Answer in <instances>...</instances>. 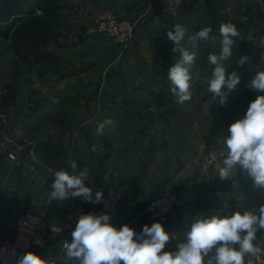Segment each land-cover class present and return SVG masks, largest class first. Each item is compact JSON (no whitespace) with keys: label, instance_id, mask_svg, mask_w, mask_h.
Masks as SVG:
<instances>
[{"label":"rangeland","instance_id":"374dc122","mask_svg":"<svg viewBox=\"0 0 264 264\" xmlns=\"http://www.w3.org/2000/svg\"><path fill=\"white\" fill-rule=\"evenodd\" d=\"M5 1L9 0H0L1 14ZM11 1L28 5L39 0ZM41 1L43 10L35 12L40 22L30 21L13 35L10 33L8 38L0 36V156L9 159L8 155L12 154L15 159L9 160L15 162L17 168L24 164L32 167L35 158L41 156L36 150L39 146L43 152L48 151L54 164L62 165L73 156L80 169L89 167L91 179L85 183L92 188L94 173L105 175L118 161L134 164L137 186L153 189L156 193L152 199L163 193L178 197L168 223L172 222L174 229L180 231L189 230L200 201L207 206L210 201H216L213 210L217 213L225 212L226 203L233 205L234 211L253 203H264L250 179L238 175L234 186L232 180L221 181L216 175L223 135L228 134L227 129L232 123L245 116L251 101L264 95V92L257 93L246 87L254 75L255 65L264 68V49L248 40L249 36L256 39L264 35V0H259L262 5L259 13L253 1L248 0L246 9L255 13L254 18H260L262 24L259 31L239 30L241 36L236 38L235 54L228 71H237L241 83L223 107L212 100L206 86L198 82L190 102L184 105L175 102L167 74L178 54L172 52L173 43L167 35L143 33L139 37L142 46L131 47L135 29L125 49H120L108 36L107 41H101L102 34L97 32L93 20L97 11L109 9L120 19H132L138 29V24L146 18L145 12L157 5L140 0L146 11L130 18L119 16L108 5L96 7L98 0ZM87 5L94 7L91 9ZM181 13L174 21L165 18L166 22L172 23L173 27L176 23L183 24ZM24 17L21 15L20 18ZM7 22L0 19V33ZM13 29L14 26L10 31ZM193 30H187L188 34L197 32ZM148 37L155 42L152 46ZM212 51L219 53L220 45L200 43L194 72L204 75L202 69L207 67V56ZM245 55L251 57L252 63L239 66L236 61ZM42 75L49 78L45 79L47 86L56 88L59 93L55 97L58 110L44 116H37L30 110H15L18 105L33 106L41 102L44 96L32 85L34 78ZM24 82L27 86L25 94L19 96L16 94L18 86ZM141 86L148 87L150 92ZM104 118L114 119L117 127L98 136L96 125ZM17 177L28 188V197L37 198L39 194L44 197L45 191H52L54 175L50 171ZM108 182L104 188L118 191L111 176ZM159 187L162 190L158 192ZM49 195L47 193L44 200L48 201ZM73 199L52 200L50 206L44 201L42 206L36 203L22 209L23 213L45 212L48 218L59 223L67 203ZM145 208L118 216L119 208L111 215V223L117 228L138 224L143 220L141 214ZM205 212L209 213V210Z\"/></svg>","mask_w":264,"mask_h":264},{"label":"clouds","instance_id":"9594fccd","mask_svg":"<svg viewBox=\"0 0 264 264\" xmlns=\"http://www.w3.org/2000/svg\"><path fill=\"white\" fill-rule=\"evenodd\" d=\"M212 31L211 26H205L188 34L182 23H176L166 33L173 43L172 52L178 54L167 74L170 94L177 104L192 100L194 85L198 82L223 107L241 83L237 71H228L236 38L241 36L232 22L220 25V51L209 53L207 67L202 69L204 75L194 72L198 47L202 42L211 41ZM248 40L264 49V35L256 39L249 36ZM236 63L244 66L252 60L245 55ZM246 87L257 93L264 92V68L255 65L254 75ZM116 127L114 119L104 118L97 122L96 135L102 136ZM227 133L222 137L216 175L221 181L232 180L234 186L238 175L250 179L252 187L264 198V95L250 102L245 116L232 123ZM67 163L71 173L63 168L53 173L49 201L82 198L86 202H102L103 192L94 193L92 187L86 186L85 181L92 174L89 167L80 169L74 158ZM111 219L107 213L82 214L71 233V242L63 241L59 255L41 257L29 251L19 255L14 264H264V247L258 243L257 235L264 233V203H253L230 215L212 214L210 218L197 215L185 239L167 251L172 238L160 222L150 227L145 224L137 234L127 224L115 227ZM259 239L264 240V236ZM5 251L0 250V255ZM12 255H16L15 251Z\"/></svg>","mask_w":264,"mask_h":264},{"label":"crops","instance_id":"0c3cea01","mask_svg":"<svg viewBox=\"0 0 264 264\" xmlns=\"http://www.w3.org/2000/svg\"><path fill=\"white\" fill-rule=\"evenodd\" d=\"M252 1L254 3V7L257 9V12L259 13V10H261L262 12V5L260 1ZM98 2L99 4H96V7L100 4L108 5L119 16L122 17L134 18L140 16V14H143V12L146 11V9H144L145 6L141 4L140 0H98ZM185 3L181 13V17L184 18L183 25L186 27L187 30L194 29L193 31L197 30L198 32L202 27L205 26H211L213 28V31L211 33L212 39L211 41L206 42V45H219V27L222 23L232 22L237 26L238 30H246L248 32H253L255 30L259 31L260 26L262 24L260 18H254L255 13H252L250 10L246 9V7L249 6L248 0H188ZM87 7H91L92 9V7L94 6L87 5ZM148 10L149 11L145 12V20L143 22L140 21L141 23L138 24V29L136 28V35L131 47L141 45L140 38L142 37L143 33H149L153 36L155 34L166 35L167 31L173 28L172 23L166 22V19L162 18V16L159 15V10L157 6H153L151 7V9L149 8ZM257 16L259 17V14ZM91 35H94V33L91 32ZM100 39L103 42L107 41L106 38H101V36ZM147 39L148 43L151 46L155 43L151 37H148ZM48 77L50 78L51 75L49 74ZM49 78H45V75L34 78L35 84L32 85V87L35 89V91L38 89L39 94L44 96L41 102L34 103L33 106H31L30 104L28 106L18 105L15 110L19 112L23 110H30L33 111L34 114L37 116L50 115L51 112L58 110L57 107L59 106V104H57L55 97L59 93L56 88H52V86H47L48 84H46L47 81L45 79ZM139 78L140 77H138L137 80H139ZM18 87L19 90L16 94L19 96L25 94V88L27 87L25 82L19 84ZM141 89H143L144 91L148 90V92H150L149 88L146 86H141ZM64 107H68L67 104H64ZM36 150L37 152L41 153V156L37 159L35 158V162L32 167L29 164H24L20 165L19 168H17L15 162H11L5 156H0V219L17 218L23 213L22 207L33 206L36 203L37 205L42 206L43 202L45 201L47 202V205H53L52 201L44 200L45 198H47L45 197L46 194L50 193L51 190L45 191L44 197L40 194L37 196V198L35 196L28 197V188L25 186V184H22V182L19 180L18 177L16 178V176L29 174L32 172H34V175H41L45 174L46 171L51 172V170L52 173H54L55 170H59L62 168L71 173L72 170L68 165L67 161L63 162L62 165L54 164L52 162L53 158L47 155L49 154L48 151L43 152L40 146L36 148ZM67 158L68 156L65 157L66 160ZM110 168L111 170H109L105 175H101L100 173H94L93 178L94 175L99 174L102 186L105 187V185L109 184L108 179L109 176H111L112 184H114L117 190L122 194V201L119 207L120 214L118 216L134 214L146 207L148 202L153 198L152 196H154L156 192H154L153 189H149L147 186H137L135 182V174L133 173L134 169H136L134 164L133 166H131L126 165L124 161H118L116 162V164H114V166L112 165L108 169ZM30 169H32V171ZM142 180L145 179L142 178ZM145 182H147V180ZM160 186H162V184ZM159 190L162 189H160L159 187L157 191L159 192ZM57 204L60 203L58 202ZM216 206V201H210V203H208V206L202 201H200V203L197 204V215H203L210 218L212 214H219L216 212L217 210H213ZM204 209L205 211L209 210V213L205 212ZM233 209V205H229L228 203H226L224 210L225 212H221L220 214H233L235 212ZM169 223L167 224V226H164V229L170 234L172 239L171 243L168 245V247H166V251L170 250L171 248H174L177 242H182L185 239L186 233L188 231H180L174 229V225L171 224L172 222ZM136 224L137 223L129 224V226ZM257 235L258 243H260L261 246L264 247V240L259 239V237L264 236V233H258ZM12 237V232H10L5 227H0V240L11 239ZM30 251L41 257L48 254L55 256L60 254L61 244L59 241H55L49 243L42 250Z\"/></svg>","mask_w":264,"mask_h":264},{"label":"built area","instance_id":"2783aa9c","mask_svg":"<svg viewBox=\"0 0 264 264\" xmlns=\"http://www.w3.org/2000/svg\"><path fill=\"white\" fill-rule=\"evenodd\" d=\"M150 5L158 6L162 17L174 21L178 19L186 0H147ZM96 30L99 34L107 36L125 49L131 42L136 29V23L132 19L118 18L109 9H101L93 16ZM9 159L14 157L9 154ZM103 192L102 202H86L82 198L70 200L64 211L62 220L57 223L48 218L45 212H24L17 218H1L0 227H5L13 233L11 239L0 240V250H6L0 255V264H14L19 255L30 250H42L49 243L59 241L61 246L64 240L71 242V233L75 229L78 217L82 214L95 212L107 213L110 216L117 213L122 194L119 191L101 188H93ZM93 193V195H94ZM178 204V197L171 193H163L152 199L144 211L142 219L150 223L160 222L167 225L171 210ZM15 251L16 255H12Z\"/></svg>","mask_w":264,"mask_h":264},{"label":"trees","instance_id":"16d2710c","mask_svg":"<svg viewBox=\"0 0 264 264\" xmlns=\"http://www.w3.org/2000/svg\"><path fill=\"white\" fill-rule=\"evenodd\" d=\"M42 1H36L32 4L23 5L21 2H12L11 0L5 1L2 3L3 13H0V19L4 18V20L8 21L5 25L0 36L3 38H8L10 33L13 35L17 29L24 26L28 22H40L38 21V17L35 12L39 10H43ZM44 4V1H43ZM21 15H25L26 17L20 18ZM12 20L9 22V20ZM14 26L12 31L11 28Z\"/></svg>","mask_w":264,"mask_h":264},{"label":"water","instance_id":"95a60500","mask_svg":"<svg viewBox=\"0 0 264 264\" xmlns=\"http://www.w3.org/2000/svg\"><path fill=\"white\" fill-rule=\"evenodd\" d=\"M102 37L106 38L107 37V34H102ZM93 187L94 188H101L102 187V182L100 180V177L98 174L94 175V182H93ZM147 224L149 227L153 224V223H150L148 222L147 220H141L138 224L136 225H131L130 227L134 229V231L139 234L141 233L142 229H143V226ZM164 227V225H163Z\"/></svg>","mask_w":264,"mask_h":264}]
</instances>
